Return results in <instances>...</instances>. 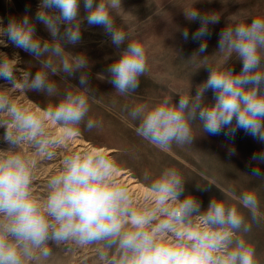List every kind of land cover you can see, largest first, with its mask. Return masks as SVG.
Returning a JSON list of instances; mask_svg holds the SVG:
<instances>
[{
  "label": "clouds",
  "instance_id": "9594fccd",
  "mask_svg": "<svg viewBox=\"0 0 264 264\" xmlns=\"http://www.w3.org/2000/svg\"><path fill=\"white\" fill-rule=\"evenodd\" d=\"M122 9V0H39L34 16L26 11L0 27V37L39 63L33 75L18 67V53L11 57L0 53V79L11 85L0 86V127L5 128L4 139L10 145L0 155V264L47 260L53 254L50 244L69 243L115 249L118 261L113 264H259L255 247L245 239L252 223L264 218L255 192L237 196L228 191L225 199L213 198L202 209L199 199L185 195L184 176L166 168L148 186L151 206L137 209L128 188L116 178L120 168L115 157L94 149L65 157L61 172L48 182L47 196L40 198L34 191L37 161L12 151L29 143L37 154L51 159L52 149L78 135L81 125L87 130L97 126L88 117L90 100L95 99L89 60L85 54L66 50V45L81 42L85 20L89 26L102 27L117 49L127 42L106 71L119 95L138 90L141 77L149 71V44L130 39L134 28L118 27L116 18ZM184 12L189 21H199L193 40L210 36L209 26L220 20L219 15L201 14L195 7ZM37 23L45 26L50 39L37 35ZM182 36L188 39L187 28ZM206 52L207 39H203L191 58H204L203 68L209 74L194 94L189 81L186 93H175L178 102L167 95L154 106L138 104L128 111L138 121L137 135L159 150L193 145L196 126L200 134L227 138L243 130L264 143V17L227 24L219 33L214 64L207 62ZM233 57L242 65L239 71L228 65ZM77 72L78 90H66L58 103L46 109L22 106L12 95L27 98L28 91H35L56 96L57 81L52 77L74 78ZM209 91L214 102H206ZM49 126L62 128L65 135L53 140ZM235 154L233 146L229 155ZM251 160L256 166L250 175L264 177L260 167L264 150ZM241 208L248 210L251 222Z\"/></svg>",
  "mask_w": 264,
  "mask_h": 264
},
{
  "label": "rangeland",
  "instance_id": "374dc122",
  "mask_svg": "<svg viewBox=\"0 0 264 264\" xmlns=\"http://www.w3.org/2000/svg\"><path fill=\"white\" fill-rule=\"evenodd\" d=\"M38 5L39 0H0V19L3 21L0 27L5 26L12 18L21 17L26 11L34 16ZM122 7L121 17L116 18L117 25L125 30L134 28L130 39L149 44V71L141 77L140 86L135 93L124 96L116 93L114 86L109 83L106 69L118 53L126 49L127 42L117 49L102 27L89 26L86 20L83 22L81 42L75 46L66 45V50L73 54H85L89 60L90 69L87 71L95 99L90 100L88 117L96 121L97 126L87 130L81 125L78 135L52 149L55 155L51 159L37 154L29 143L12 149L37 161L34 172L36 195L40 198L47 196L48 182L61 172L65 157L103 149L108 155L115 157L120 168L116 178L128 188L137 209L152 204V193L148 187L151 180L158 178L164 169L175 168L187 180L185 195L192 194L199 199L202 209H206L213 198L225 199L228 191L237 196L251 191L257 194L260 212L264 213V177L250 175L251 167L256 166L251 157L264 150V143L253 139L243 130H238L234 138H227L223 134H200L199 127L196 126L194 132L197 137L193 145H173L170 151H162L137 135L135 128L138 121H133L128 115V111L135 105L154 106L167 95H174V102H178L179 96L175 93H186L189 81L194 94L196 85L202 83L209 74L203 68L204 58H191L202 40L207 39V62L214 64L219 55L214 52L217 50L220 31L227 24L264 17V0H122ZM193 7L201 14L220 16L219 23L209 26L210 36L202 40L192 39V33L198 29L199 21H189L185 16L184 11ZM81 15H86L83 3ZM185 28L189 32L187 40L182 36ZM37 35L50 39V34L41 23H37ZM0 41H3L0 42V53L9 57L18 53V67L35 74L39 63L32 55L15 48L4 37H0ZM228 65L235 71H239L242 66L235 57ZM79 76L80 72L74 78L52 77L57 81L59 94L56 96H46L35 91H28L27 98L19 93L12 95L22 106L46 109L58 103L66 90L77 91L75 87H80ZM0 86L11 87L2 79ZM206 102H214L211 91L206 93ZM48 133L53 140L65 135L62 128L53 126H49ZM4 135L5 128L0 127V155L4 154L2 151L10 148ZM233 146L236 154L229 155V149ZM260 167L264 171V165ZM145 173L149 176L148 180H145ZM202 187H207V190ZM230 202L238 204L236 200ZM241 211L251 222L248 210L241 208ZM245 239L255 247L259 264H264V218L259 223H252V230ZM49 246L53 249L51 257L43 261H28L26 264H113V261H118L115 249H105L99 244L77 246L69 243Z\"/></svg>",
  "mask_w": 264,
  "mask_h": 264
}]
</instances>
